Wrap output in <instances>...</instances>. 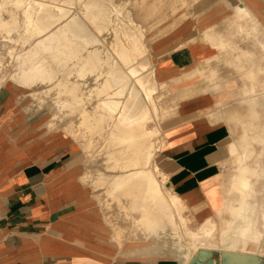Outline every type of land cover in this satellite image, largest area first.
Listing matches in <instances>:
<instances>
[{
	"label": "bare ground",
	"instance_id": "obj_1",
	"mask_svg": "<svg viewBox=\"0 0 264 264\" xmlns=\"http://www.w3.org/2000/svg\"><path fill=\"white\" fill-rule=\"evenodd\" d=\"M190 5L185 0H0V86L10 88L16 102L36 101L29 115L40 116L42 143L78 148L68 166L73 176L68 194L76 207L68 221L87 217V233L79 234L94 241L95 251L109 259L106 264L123 253L124 232L106 217L112 207L130 224L134 241L144 244L128 253L153 261L178 253L183 264H264V162H247L255 147L264 151V134L247 133L264 127V16L251 0H234L193 22ZM228 9L221 25L212 27ZM167 10L169 16L163 15ZM134 15L141 23L160 16L147 26L149 34L168 21L172 24L164 30L173 36L191 28L201 32L202 41L220 52L215 60L230 56L239 69L241 99L224 106L223 118L243 133L230 143L234 162L221 194L211 193L213 215L195 229L183 214L184 201L166 187L167 175L154 162L165 144L163 129L175 114L169 103H161L162 95L177 100L178 77L159 73L163 65H156L147 32ZM104 35L111 37L106 55L100 48ZM190 41L196 42L194 35ZM199 74L206 90L215 85L206 72Z\"/></svg>",
	"mask_w": 264,
	"mask_h": 264
},
{
	"label": "crops",
	"instance_id": "obj_2",
	"mask_svg": "<svg viewBox=\"0 0 264 264\" xmlns=\"http://www.w3.org/2000/svg\"><path fill=\"white\" fill-rule=\"evenodd\" d=\"M251 1L264 16V0ZM186 36L168 34L155 46V52L163 54L161 73L171 71L178 77L175 114L163 129L161 170L171 190L200 222L213 215L211 193L221 194L220 185L231 170L229 162H234L229 146L243 133L223 118V110L241 99L242 84L232 57L215 60L220 52L201 35L196 33L194 44ZM200 71L215 81L210 89L206 90ZM189 73L194 76L186 79ZM38 120L37 115L22 111L10 88L0 86V264L88 263L87 245L77 240L67 223L76 211L68 194L73 183L68 172L71 147L42 143ZM247 133L264 134V127ZM255 148L257 156L247 162H264V151Z\"/></svg>",
	"mask_w": 264,
	"mask_h": 264
},
{
	"label": "rangeland",
	"instance_id": "obj_3",
	"mask_svg": "<svg viewBox=\"0 0 264 264\" xmlns=\"http://www.w3.org/2000/svg\"><path fill=\"white\" fill-rule=\"evenodd\" d=\"M115 1L121 3V2H124L125 0H115ZM137 1H141V0H137ZM152 1H154V0H148L149 3H151ZM185 1L187 3H189V5L191 4L190 5L191 17L189 20H192L193 22H196L194 20L197 19L198 16L201 17V15H204L207 12L214 11L223 4L224 5L228 4V6H230L231 4L234 3V0H197L198 2H196V3L193 2L194 0H185ZM165 8H166V6H165ZM225 13H227V14L230 13L229 9L227 11H223L220 14H218L215 17V19L216 20L219 19L220 16L225 14ZM169 14H170L169 10H167L166 12L163 13V15H166V16H169ZM158 16L159 15L151 16L148 18L146 23H141V21H139V18L137 17V15H134V19L136 20V22L143 24V26H144L143 29L146 30V32H147L146 40L149 42L150 50L152 52V56H153V59H154L156 65L161 64L163 54H157V52H155V50H156L155 46H157L158 44H161L163 39L165 37H167L168 34H169V36L172 35V34H170V32H167L168 31L167 29L164 30L165 28L170 27V24H172V21H168L165 23L163 22L164 24H162L158 30L153 31L149 34V32H148L149 28L148 27L150 25L154 24L155 22H157L158 18L160 17V16L159 17ZM178 24H180V22L177 21V25ZM220 25H221V20L219 19L218 21H216L212 25V27L217 28ZM160 30L163 32V34H165L164 36H162V34L161 35L159 34L161 32ZM193 32H194L193 28L186 30V32H184L187 34L185 39L187 40L188 38L193 37V35L195 36L196 34ZM198 34L201 35V32H198ZM102 39L104 41L103 44L100 46L101 50L103 51L102 54L103 55H106V53L109 54L111 52L109 49L111 37L109 35H104L102 37ZM153 42H155V43H153ZM241 46L247 47V44L244 43V44H241ZM5 59H6L5 65H7L8 62L10 61V59L9 58L7 59V57H5ZM159 73H161V69L159 70ZM92 83H93L92 79L89 78L87 80V85L89 87H92ZM176 86H177V84H175L173 86V88L176 89ZM161 103H169L173 108H175V106H176V100L173 99V96L168 95L167 93H164V95H162ZM19 105L25 114H29L30 112H33L36 109V101H32L29 99H22L19 102ZM91 108H92L91 105L87 106L88 110H91ZM44 113L45 112H42L41 114H44ZM73 121L76 122L75 119ZM39 129H41V127H39ZM76 152H78V148L74 147V150L71 151V153H70V159L74 158ZM154 162H155L156 166L161 170L162 162H161L160 152L154 156ZM166 187L170 188V185L168 182L166 183ZM106 214H107L106 217H108V219L111 222L110 225L118 226L124 232L123 237H122V241L120 243V250L123 251V253H121L122 255L120 258H116L114 261L111 262V264H183V261H181L182 258L178 255V253H173L171 257H169V256L162 257V258L159 257L158 259H156L154 261L150 260L149 258L143 257L138 253H133V254L128 253L129 249L142 247L144 244L141 242V240H135L134 241L133 234L130 231V224L127 222H124V221L120 220V218H118L117 210L114 207H112V209ZM183 214L189 220L188 226L191 227L192 229H195L197 227V225L201 222V221L200 222L195 221V219L193 218L192 212L189 209H187ZM86 222H87V217H85V216L81 217L79 219H74L73 222H70L67 220V223L72 224V227H70L72 234L77 233V235H76L77 240H79L81 243H84L85 246L87 245V248L89 249V251H85L87 258H88L87 259L88 263L92 262V264H106V263L110 262L109 259H107L105 256L102 255L103 252L99 253L98 251H95L94 241H91L90 239L82 238L83 236L80 235V234L86 235V233H87V231L85 229L87 226ZM169 241L170 242L168 243V247L165 249L168 253L171 250L170 249L171 248V240H169ZM140 243H142V244H140Z\"/></svg>",
	"mask_w": 264,
	"mask_h": 264
},
{
	"label": "water",
	"instance_id": "obj_4",
	"mask_svg": "<svg viewBox=\"0 0 264 264\" xmlns=\"http://www.w3.org/2000/svg\"><path fill=\"white\" fill-rule=\"evenodd\" d=\"M207 264H212V262H211V261H209Z\"/></svg>",
	"mask_w": 264,
	"mask_h": 264
}]
</instances>
